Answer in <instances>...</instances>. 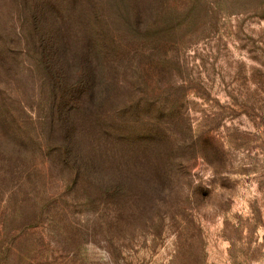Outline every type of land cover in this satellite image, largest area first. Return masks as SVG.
I'll use <instances>...</instances> for the list:
<instances>
[{
  "label": "rangeland",
  "instance_id": "374dc122",
  "mask_svg": "<svg viewBox=\"0 0 264 264\" xmlns=\"http://www.w3.org/2000/svg\"><path fill=\"white\" fill-rule=\"evenodd\" d=\"M26 1L0 0V264H264V0H168L108 90L172 169L117 180L89 133L66 156Z\"/></svg>",
  "mask_w": 264,
  "mask_h": 264
},
{
  "label": "trees",
  "instance_id": "16d2710c",
  "mask_svg": "<svg viewBox=\"0 0 264 264\" xmlns=\"http://www.w3.org/2000/svg\"><path fill=\"white\" fill-rule=\"evenodd\" d=\"M29 4L34 6L33 0L24 7L30 9ZM34 8L35 44L50 77L66 156L76 154V139L89 133L98 142L90 169H83L89 174L117 180L136 169L150 174L172 169L169 152L162 154L151 131L137 130L134 117L121 119L122 125L113 120L116 109L108 90L109 80L141 55L140 45L162 39L165 30L159 26L169 16L168 0H39ZM114 63L116 76L109 75Z\"/></svg>",
  "mask_w": 264,
  "mask_h": 264
},
{
  "label": "clouds",
  "instance_id": "9594fccd",
  "mask_svg": "<svg viewBox=\"0 0 264 264\" xmlns=\"http://www.w3.org/2000/svg\"><path fill=\"white\" fill-rule=\"evenodd\" d=\"M93 245L91 243H88V244H85L84 245V248L85 250H87L88 248L92 247Z\"/></svg>",
  "mask_w": 264,
  "mask_h": 264
}]
</instances>
